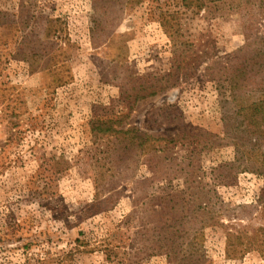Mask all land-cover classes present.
Segmentation results:
<instances>
[{
    "label": "rangeland",
    "instance_id": "374dc122",
    "mask_svg": "<svg viewBox=\"0 0 264 264\" xmlns=\"http://www.w3.org/2000/svg\"><path fill=\"white\" fill-rule=\"evenodd\" d=\"M153 6L118 7L114 23L94 41L92 0H0V264H121L108 260L104 248L136 245V224L142 216L150 219L143 203L150 208L191 187L196 195L218 194L232 208L256 206L251 220L224 217L203 230L201 264H264V249H247V239L244 246L235 240L236 251H228L232 228H264L263 176L242 172L230 183L213 170L235 156L218 82L235 73L242 49L264 36V0L255 2L252 19L245 13L208 19L204 10L186 15L182 38L189 45L179 48L158 15L152 18ZM56 19L48 35L47 25ZM43 45L48 53L39 62L25 60L26 52ZM55 56L59 71L49 68ZM69 74L67 84L51 86L56 76ZM146 82H157L158 94L131 98ZM95 117L120 118V129L161 138L154 166L160 160L165 168L154 172L144 154L135 178H115L123 193L112 210L73 222L95 202L98 182L113 180L109 144L92 132ZM215 143L220 145L211 147ZM61 158L69 168L55 174ZM183 161L199 183L183 173L174 179L179 173L172 167ZM131 213L136 222L128 230ZM10 223L23 228L15 239H4ZM29 238L33 245L26 247ZM79 240L88 245L79 248ZM138 264L175 263L158 255Z\"/></svg>",
    "mask_w": 264,
    "mask_h": 264
},
{
    "label": "trees",
    "instance_id": "16d2710c",
    "mask_svg": "<svg viewBox=\"0 0 264 264\" xmlns=\"http://www.w3.org/2000/svg\"><path fill=\"white\" fill-rule=\"evenodd\" d=\"M147 1H152L155 5L153 6L154 9L152 7L150 10L152 18L156 19L158 15V21L174 42V46L179 48L183 45H189V42L182 38L184 37L182 32L186 15H198L204 10L207 12L208 19L235 13H245L252 19L253 7L257 0H92L96 15L92 32L94 41L99 40V37L106 33L109 26L114 23L113 17L119 11L118 7L129 6L134 9L138 5L147 3ZM57 21V19L51 20L47 25L48 35L54 32L53 28ZM17 23L12 21V26L16 29ZM47 53L48 49L46 45H43V48L34 49L32 53L26 52L25 60L32 61L34 59L39 62ZM241 53L244 58L236 68L235 73L232 71L231 74L234 73L233 75L218 82L223 120L228 128L226 139L228 140L227 143L230 142L229 144L235 146V156L232 161L220 164L213 170L216 171L214 174L217 176L228 177L230 183L236 180L242 172H254L264 178V150L262 149L264 142V36L250 42L242 49ZM19 54L23 55L21 52ZM31 58L32 60H30ZM50 61L52 65L49 68L55 66L57 69L53 71L61 70L58 68L57 56ZM70 80H72L70 74L67 79L56 76L51 86L57 89ZM160 89L157 82H146L138 90V93L131 98L138 100L154 96L158 94ZM241 95H243L242 98ZM252 95L256 96L255 100L248 101L246 98ZM121 123L120 118L112 117H95L91 121L92 132L96 138L106 139V143L109 144L106 154L108 155L111 173H113V180L102 179L98 182L95 202L89 205L87 209L80 210L81 213L73 222L78 221V218L87 219L104 211L112 210L123 193L122 190H119L118 184L115 183V178L117 176H120L121 179L135 178L144 154L148 157V165L154 172H159L165 168L164 165L160 164V160H158V166L163 167L154 166V162L160 156L161 138H155L138 128L120 129L118 127ZM168 141L170 140L168 139ZM171 141L174 142L175 140ZM218 145L220 144L215 143L211 147ZM61 159L56 161L55 174L69 168L65 159ZM185 164L183 161L182 164L172 167L176 173H179L174 179L183 173L186 178L192 179V184H196L198 180H193L189 172H186ZM187 166H192V161ZM192 190L193 187L188 191H175L171 194L170 199L168 197L161 203L149 200L151 202L150 208L145 201L142 208L151 212L149 214L150 219L142 216L136 224L137 237L135 241L137 247L134 244L131 247L108 245L104 248L108 260L118 261L121 264H138L149 257L165 255L175 264H201L205 258L201 240L203 230L219 224L224 217L230 218L236 215L237 218L245 220L251 214L249 210L256 209V206L253 205H241L232 208L218 194L212 195V193L200 191V194L196 195ZM195 195L196 199L194 198ZM197 199L200 200V203ZM259 201L262 204V216L264 217V189ZM241 210H246L248 213L241 214ZM133 215L134 213H131L125 218L124 223L128 226V230L136 222ZM9 228L3 237L11 240L17 237V233L23 226L10 223ZM263 230L264 228L252 231L232 228V233H228L229 254L231 251H236V241L244 246L247 242L245 239L248 240L247 249L253 247L264 249V238L261 237L262 234L264 235ZM79 243V248L88 245L84 240H79ZM32 245L33 242L29 238L26 241V247ZM127 259L129 262H126Z\"/></svg>",
    "mask_w": 264,
    "mask_h": 264
}]
</instances>
